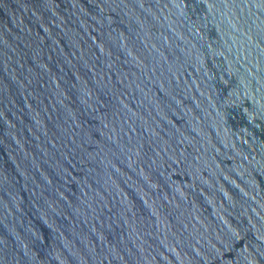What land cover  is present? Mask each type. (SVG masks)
I'll use <instances>...</instances> for the list:
<instances>
[{
	"label": "water",
	"instance_id": "1",
	"mask_svg": "<svg viewBox=\"0 0 264 264\" xmlns=\"http://www.w3.org/2000/svg\"><path fill=\"white\" fill-rule=\"evenodd\" d=\"M0 264H264V0H0Z\"/></svg>",
	"mask_w": 264,
	"mask_h": 264
}]
</instances>
